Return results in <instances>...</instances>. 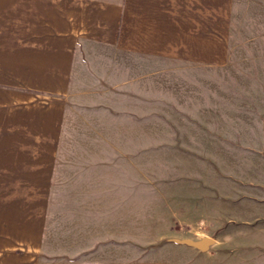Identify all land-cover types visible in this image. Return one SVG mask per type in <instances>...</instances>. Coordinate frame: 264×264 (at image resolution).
Returning <instances> with one entry per match:
<instances>
[{
  "label": "crops",
  "instance_id": "obj_1",
  "mask_svg": "<svg viewBox=\"0 0 264 264\" xmlns=\"http://www.w3.org/2000/svg\"><path fill=\"white\" fill-rule=\"evenodd\" d=\"M235 1L22 0L0 23V264H231L142 239L135 121L158 73L225 65Z\"/></svg>",
  "mask_w": 264,
  "mask_h": 264
},
{
  "label": "rangeland",
  "instance_id": "obj_2",
  "mask_svg": "<svg viewBox=\"0 0 264 264\" xmlns=\"http://www.w3.org/2000/svg\"><path fill=\"white\" fill-rule=\"evenodd\" d=\"M235 4L225 65L158 73L156 119L135 121L140 188L157 197L142 201V239L264 264V0ZM21 11L22 0H0L6 30H19ZM204 238V249L184 243Z\"/></svg>",
  "mask_w": 264,
  "mask_h": 264
},
{
  "label": "water",
  "instance_id": "obj_3",
  "mask_svg": "<svg viewBox=\"0 0 264 264\" xmlns=\"http://www.w3.org/2000/svg\"><path fill=\"white\" fill-rule=\"evenodd\" d=\"M184 243L189 244L191 246H194L198 249H204L208 245L212 244V240L210 238H204V239L197 241V242L184 241Z\"/></svg>",
  "mask_w": 264,
  "mask_h": 264
}]
</instances>
